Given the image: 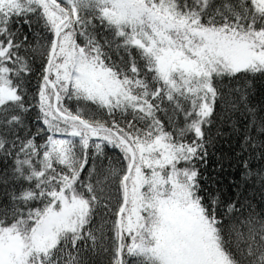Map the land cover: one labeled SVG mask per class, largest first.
Masks as SVG:
<instances>
[{
	"label": "snow or ice",
	"instance_id": "obj_1",
	"mask_svg": "<svg viewBox=\"0 0 264 264\" xmlns=\"http://www.w3.org/2000/svg\"><path fill=\"white\" fill-rule=\"evenodd\" d=\"M0 264H264V0H0Z\"/></svg>",
	"mask_w": 264,
	"mask_h": 264
}]
</instances>
